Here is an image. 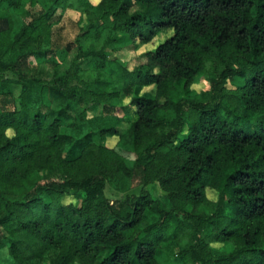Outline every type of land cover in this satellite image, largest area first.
<instances>
[{"label":"trees","instance_id":"1","mask_svg":"<svg viewBox=\"0 0 264 264\" xmlns=\"http://www.w3.org/2000/svg\"><path fill=\"white\" fill-rule=\"evenodd\" d=\"M21 3L28 20L13 32L9 11ZM64 8L84 21L70 55L54 61L49 22ZM165 29L171 36L143 64L105 56L110 43ZM38 63L50 76L33 77ZM5 72L57 104L39 112L25 88L0 93L3 264L51 253V264H157L165 242L180 264H264V0H99L96 12L88 0H0V80ZM234 77L241 84L226 89ZM197 80L207 81L206 102L191 96ZM91 104L102 114L87 118ZM68 121L86 133L67 134ZM94 136L118 140L132 158ZM51 169L60 180L34 181ZM113 180L121 189L134 180L137 192L110 203L103 190ZM212 243L231 251L209 257Z\"/></svg>","mask_w":264,"mask_h":264},{"label":"rangeland","instance_id":"2","mask_svg":"<svg viewBox=\"0 0 264 264\" xmlns=\"http://www.w3.org/2000/svg\"><path fill=\"white\" fill-rule=\"evenodd\" d=\"M89 4L94 8V12L97 11V4L99 0H88ZM28 9L25 4L21 3L17 8L9 11V16L12 21V29L13 32H16L21 26L25 24V21L28 20ZM84 15L82 12H76L74 10L64 8V9H56L54 15L50 19L49 22V37L47 40V47L51 49L50 58L55 61H61L64 57H68L70 53L73 51V48L70 47L71 43L73 42L78 27L83 24ZM172 32L169 29L158 31L150 40L144 43L135 42L133 44H128L122 48L116 49L115 44L110 43L108 47H106L104 53L109 61L112 58H117L120 61H123L127 69H131L134 66L140 65L145 63V55L148 52L153 51L156 46L161 44L163 41L168 39L171 36ZM68 48V49H66ZM68 50V51H67ZM67 51V52H66ZM63 52L61 55L60 53ZM16 52L12 51L8 57L9 61H12L15 56ZM108 64L106 63L104 69ZM111 66V63H109ZM34 72L33 77L38 78L40 74L44 76H50L51 70L45 69L44 64L38 63L33 65ZM242 79L234 77L231 81H226L225 88L229 90L235 89L239 84H241ZM73 84L74 82H70ZM26 89V104L28 107L39 110V112L46 108H53L56 101H53L51 95L48 93L47 88L33 85V84H25L16 79V77L10 73L5 72L2 74V78L0 80V93L9 92L13 95L14 98H17L18 95L21 93L22 89ZM143 91L152 92V88L150 86H145ZM192 98L199 99L202 102H206L208 99V85L206 80H197L195 84L192 86ZM190 95H186L185 97H191ZM201 96V97H200ZM127 100L124 99L121 102V105H126ZM123 108H117V114H122ZM100 105L91 104L90 107L85 111V115L87 118L95 117L101 115ZM71 125V121H68L65 125L64 131L73 136V137H80L83 136L86 132L83 127L75 128ZM96 126H100V121L96 123ZM7 135H10V131H6ZM92 141L98 143L106 148L113 149L121 156L131 159L127 153V146L121 144L120 148L118 147L119 141L114 138L109 137H98L94 136L91 138ZM60 173L54 169L49 170L43 175L35 176L34 181H41V180H60ZM32 181V179H31ZM129 186L123 188L120 186V183L113 180L112 183H105L104 186V196L110 203H115L122 201L125 195L136 193L137 192V185L136 182L133 180L128 183ZM150 194L153 197H158L161 195L160 190L155 187L151 188ZM205 195L207 199L214 200L215 193L206 190ZM62 202L77 204V199L73 197H63ZM209 257H214L215 253H229L231 251V247H227L226 245H222L220 243H212L210 246ZM177 251L178 247L169 243L165 242L162 243L156 253L155 259L157 264H180L181 262L177 259ZM55 254L51 253L45 259H39L36 261L31 262V264H51ZM5 251L0 249V264H3L5 261ZM206 264H212L211 262H207ZM215 264V263H214Z\"/></svg>","mask_w":264,"mask_h":264}]
</instances>
